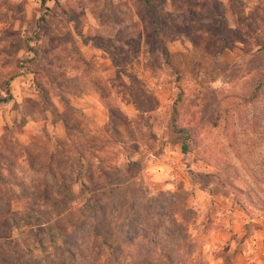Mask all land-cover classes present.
<instances>
[{"label":"rangeland","instance_id":"obj_1","mask_svg":"<svg viewBox=\"0 0 264 264\" xmlns=\"http://www.w3.org/2000/svg\"><path fill=\"white\" fill-rule=\"evenodd\" d=\"M149 2L0 0V264H264V0Z\"/></svg>","mask_w":264,"mask_h":264},{"label":"trees","instance_id":"obj_2","mask_svg":"<svg viewBox=\"0 0 264 264\" xmlns=\"http://www.w3.org/2000/svg\"><path fill=\"white\" fill-rule=\"evenodd\" d=\"M136 4L141 8L142 13L146 16L145 21L147 23V26H149L150 31H152L153 35L155 37L163 36L165 33L163 32L162 28L158 24V18L154 14L153 9H152V4L149 2V0H136ZM218 31L220 34V37L222 38V42L224 46L228 45V40L227 36L224 33V29L222 28L221 25L218 26ZM162 34V35H161ZM162 43V41L160 42ZM163 44V43H162ZM167 55V54H166ZM180 134H186L187 132L186 129H180L177 131ZM185 138V137H184ZM185 140L181 142V153L183 155H187L189 152L188 145L185 143ZM139 173V166L135 162H131L128 164L127 168L124 170V172L121 175L122 181H130L133 178H135Z\"/></svg>","mask_w":264,"mask_h":264}]
</instances>
